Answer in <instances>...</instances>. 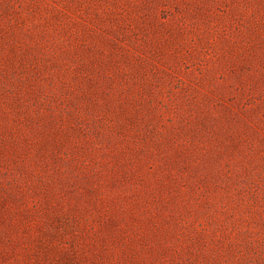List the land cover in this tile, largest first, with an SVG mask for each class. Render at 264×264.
Instances as JSON below:
<instances>
[{
	"label": "rangeland",
	"instance_id": "1",
	"mask_svg": "<svg viewBox=\"0 0 264 264\" xmlns=\"http://www.w3.org/2000/svg\"><path fill=\"white\" fill-rule=\"evenodd\" d=\"M0 264H264V0H0Z\"/></svg>",
	"mask_w": 264,
	"mask_h": 264
}]
</instances>
